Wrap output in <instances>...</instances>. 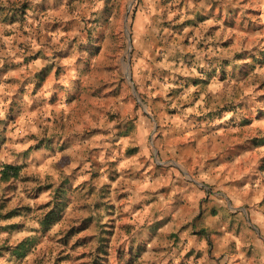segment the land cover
I'll list each match as a JSON object with an SVG mask.
<instances>
[{
	"label": "rangeland",
	"instance_id": "1",
	"mask_svg": "<svg viewBox=\"0 0 264 264\" xmlns=\"http://www.w3.org/2000/svg\"><path fill=\"white\" fill-rule=\"evenodd\" d=\"M262 4L72 0L37 24L22 15L28 38L21 49L47 61L40 71L22 66L27 75L13 80L17 107L6 117L33 119L25 137L51 139L56 147L60 139L73 143L79 168L44 182L32 170L19 183L14 206L29 202L32 250L23 259L0 251V264H186L183 255L170 257L168 240L187 230L191 235L196 226L169 231L170 218L156 220L161 208L147 209L149 197L140 191L144 169L125 170L131 148L120 151V140H144L151 153L138 162L155 169L172 164L171 146L182 148L198 134L208 153L216 144L242 158L262 156ZM204 12L210 24L203 36ZM10 195L8 183L0 182V214L17 209ZM50 210L57 221L44 230L39 221ZM7 236L0 227V247L14 242Z\"/></svg>",
	"mask_w": 264,
	"mask_h": 264
},
{
	"label": "crops",
	"instance_id": "2",
	"mask_svg": "<svg viewBox=\"0 0 264 264\" xmlns=\"http://www.w3.org/2000/svg\"><path fill=\"white\" fill-rule=\"evenodd\" d=\"M63 1L72 0H0V168L5 163L23 165L17 179L1 181L0 174V182L9 185L10 197L16 189L22 190L19 183H24L32 170L44 182L51 176H62L69 168H79L73 161L77 154L73 143L60 139L55 142L59 145L56 147L51 139L38 142L32 133L25 137L23 129H32L35 125L33 119L24 118L15 123V117H6L10 108L17 107L13 105L17 93L13 80L22 78L24 73L27 75L22 66L29 65L30 72L40 71L38 66L47 61L40 53L30 59L21 49L24 46L21 42L28 38L24 34L22 17L27 16L36 24L40 22L38 17L54 18L64 8ZM260 1H263L261 17L264 22V0ZM204 15L199 23L203 36L207 35L206 27L210 24L208 14L204 12ZM198 17L202 16L199 14ZM33 46L38 53L40 45L35 43ZM9 63L10 67L6 66ZM202 136L195 135L182 148L177 144L171 146L175 150L172 164L168 168L156 166V169L153 164L138 162L140 156L151 153L144 140L123 138L119 150L131 148L134 151L129 152L132 158H126L122 166L128 171L144 169L140 191L145 189L143 196L145 199L149 197V204L145 207L153 212L161 208L163 213L156 215V220L170 218L171 226L167 230L175 231L176 227L190 222L193 223L191 226H196L193 234L187 230L168 240L169 246L174 244L169 248L172 259L183 255L188 264H264V154L242 158L233 150L216 144L208 153L203 149L205 138ZM64 158L69 161L64 162ZM11 203L17 207L14 206L17 204L15 198ZM28 207L29 202H24L17 209L0 214L1 229L14 240L12 244L2 245L1 252L15 256L11 251L14 246L24 240L32 241L30 219L26 216ZM6 239L10 240L8 236Z\"/></svg>",
	"mask_w": 264,
	"mask_h": 264
},
{
	"label": "trees",
	"instance_id": "3",
	"mask_svg": "<svg viewBox=\"0 0 264 264\" xmlns=\"http://www.w3.org/2000/svg\"><path fill=\"white\" fill-rule=\"evenodd\" d=\"M133 151L134 149L129 150V152H133ZM22 168L23 165H19V164H8V163L3 164L0 168L1 181H9L12 178L15 179L19 178ZM63 191L64 189L61 188L59 195H63L62 193ZM56 221H57V215L55 214L54 210H50L44 215V217L41 220L42 228L44 230H47ZM30 242H31L30 240H24L18 243L11 250L12 254H14L20 259H23L32 247V244Z\"/></svg>",
	"mask_w": 264,
	"mask_h": 264
}]
</instances>
